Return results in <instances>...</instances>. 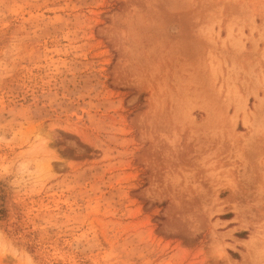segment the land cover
I'll list each match as a JSON object with an SVG mask.
<instances>
[{"label": "rangeland", "instance_id": "rangeland-1", "mask_svg": "<svg viewBox=\"0 0 264 264\" xmlns=\"http://www.w3.org/2000/svg\"><path fill=\"white\" fill-rule=\"evenodd\" d=\"M0 264H264V0H0Z\"/></svg>", "mask_w": 264, "mask_h": 264}, {"label": "crops", "instance_id": "crops-1", "mask_svg": "<svg viewBox=\"0 0 264 264\" xmlns=\"http://www.w3.org/2000/svg\"><path fill=\"white\" fill-rule=\"evenodd\" d=\"M250 97L248 98V101H249Z\"/></svg>", "mask_w": 264, "mask_h": 264}]
</instances>
